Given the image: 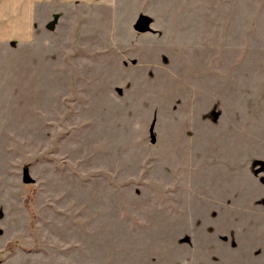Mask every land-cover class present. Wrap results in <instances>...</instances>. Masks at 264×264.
<instances>
[{"label": "rangeland", "instance_id": "obj_1", "mask_svg": "<svg viewBox=\"0 0 264 264\" xmlns=\"http://www.w3.org/2000/svg\"><path fill=\"white\" fill-rule=\"evenodd\" d=\"M43 10L0 41V264H264V0Z\"/></svg>", "mask_w": 264, "mask_h": 264}, {"label": "crops", "instance_id": "obj_2", "mask_svg": "<svg viewBox=\"0 0 264 264\" xmlns=\"http://www.w3.org/2000/svg\"><path fill=\"white\" fill-rule=\"evenodd\" d=\"M112 0H0V41H29L36 18L53 2L109 3ZM40 12V13H39Z\"/></svg>", "mask_w": 264, "mask_h": 264}, {"label": "water", "instance_id": "obj_3", "mask_svg": "<svg viewBox=\"0 0 264 264\" xmlns=\"http://www.w3.org/2000/svg\"><path fill=\"white\" fill-rule=\"evenodd\" d=\"M151 19L149 17L143 16L141 18L138 19L136 25H135V30L138 33H147L152 31V27H151ZM151 142L155 143L156 142V138L154 135V126H152L151 128Z\"/></svg>", "mask_w": 264, "mask_h": 264}]
</instances>
